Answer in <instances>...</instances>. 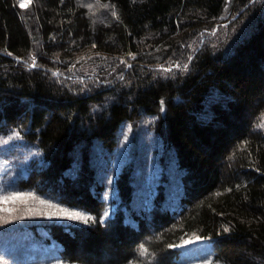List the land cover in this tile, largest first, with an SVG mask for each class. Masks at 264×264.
<instances>
[{
	"label": "trees",
	"instance_id": "obj_1",
	"mask_svg": "<svg viewBox=\"0 0 264 264\" xmlns=\"http://www.w3.org/2000/svg\"><path fill=\"white\" fill-rule=\"evenodd\" d=\"M20 3L0 0V150L20 188L91 219L3 234L66 263L179 264L169 245L199 236L264 264V0ZM144 118L173 170L139 185L126 165L108 213L99 164Z\"/></svg>",
	"mask_w": 264,
	"mask_h": 264
},
{
	"label": "rangeland",
	"instance_id": "obj_2",
	"mask_svg": "<svg viewBox=\"0 0 264 264\" xmlns=\"http://www.w3.org/2000/svg\"><path fill=\"white\" fill-rule=\"evenodd\" d=\"M85 2V0H84ZM91 1H88L89 4ZM97 3V2H96ZM93 8L96 10L100 6ZM99 11V10H98ZM97 12V11H96ZM227 35L231 30L223 31ZM144 118L140 123H127L125 124L121 133V142L111 157L100 163L99 166L103 169L101 172L102 178L109 184L110 192L107 195L108 213H111L116 208L119 197L117 191V177L122 172L126 165H135L133 175L135 176V183H151L157 185L161 179L164 171L173 170V165L169 169L164 165V157L166 153L163 150L161 138L157 135L155 130L150 128V124ZM0 150V196H7L14 192L31 193L32 196H24L16 201H8L4 205H0L5 209H14L12 212H0V257L3 261L0 264H79V263H66L59 260L47 257L48 252L40 247V243L35 245H28L31 239L29 229L17 231L14 234L3 232L8 228L7 223L14 225L21 224L25 221H33L34 223L41 222H63L71 224L85 223L82 220L68 219L62 215L50 216L49 214L57 209L48 208L46 204H41L39 201L44 200L53 205H59L54 201L44 199L32 191L24 190L18 186L16 171L17 164L10 156L1 153ZM8 153V152H4ZM99 158V157H98ZM110 160L109 164L107 163ZM153 185V186H155ZM151 187L156 190L154 187ZM27 201V203H24ZM61 208H66L70 211H78L82 214L84 210L79 208L73 209L63 205ZM28 209L33 211L29 212ZM84 211V212H83ZM23 217V218H20ZM197 236L189 237L193 243L181 246V259L179 264H204L205 261H211L212 264H224L217 261L213 255V246L208 239L202 238L196 240ZM185 241V240H184ZM38 250H35L39 248ZM30 252H26V249ZM37 255V256H36Z\"/></svg>",
	"mask_w": 264,
	"mask_h": 264
},
{
	"label": "snow or ice",
	"instance_id": "obj_3",
	"mask_svg": "<svg viewBox=\"0 0 264 264\" xmlns=\"http://www.w3.org/2000/svg\"><path fill=\"white\" fill-rule=\"evenodd\" d=\"M32 3V0H21V3H20V7L21 8H26L29 4ZM91 7V5L89 6ZM115 15V12L113 13ZM185 67H187L185 65ZM260 127H264V121H262V123L259 125ZM24 196H32L31 193H19V192H14V193H11L7 196H0V205H4L6 204L8 201H16V200H19L21 199L22 197ZM41 204H46L48 208H51V209H57L58 211H53L51 212L49 215L50 216H59V215H62L64 217H67L68 219H73V220H82L84 222H87L89 219H91V217L85 215V214H82L81 212H78V211H70L66 208H61L59 205H53V204H50L48 203L47 201H44V200H40L39 201ZM24 203H27V201H24ZM4 211H8V212H12L14 211V209H5L3 207H0V212H4ZM29 212L33 211L32 209H28ZM105 215H107V213H105ZM20 218H23V217H20ZM2 219V218H0ZM201 239L199 236L196 237V240H199ZM193 243L192 239H188V240H185L183 241V244L184 245H187V244H191ZM182 245H169V247H181ZM146 251V250H142V254L143 252ZM3 257H0V262L3 261ZM204 264H212L211 261H205Z\"/></svg>",
	"mask_w": 264,
	"mask_h": 264
}]
</instances>
